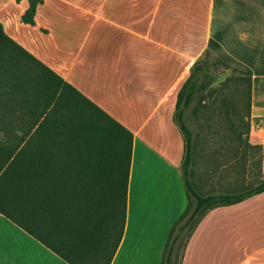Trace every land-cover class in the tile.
I'll use <instances>...</instances> for the list:
<instances>
[{
  "label": "crops",
  "instance_id": "obj_1",
  "mask_svg": "<svg viewBox=\"0 0 264 264\" xmlns=\"http://www.w3.org/2000/svg\"><path fill=\"white\" fill-rule=\"evenodd\" d=\"M28 6L0 0L6 33L133 133L125 230L111 264L124 262L132 207L137 224L165 230L162 240L187 207L173 114L207 52L248 70L260 119V139L250 141L264 148V0H44L35 25L21 22ZM0 234V264H68L3 216ZM183 264H264V192L210 210Z\"/></svg>",
  "mask_w": 264,
  "mask_h": 264
},
{
  "label": "trees",
  "instance_id": "obj_2",
  "mask_svg": "<svg viewBox=\"0 0 264 264\" xmlns=\"http://www.w3.org/2000/svg\"><path fill=\"white\" fill-rule=\"evenodd\" d=\"M27 2L21 22L35 25L44 0ZM208 53L193 65L177 96L173 121L184 140L187 207L171 226L161 264H183L187 244L210 210L264 192V179L244 190H200L217 177L208 168L201 177L194 174L192 109L222 95L220 112L227 120L229 104L243 99V113L230 110L238 120L229 128L237 150L223 166L226 172L237 165L238 182L242 168L252 164L241 148L250 154L263 149L248 139L252 78L231 76L213 87ZM132 153L130 130L12 39L0 22V216L68 264H111L125 230ZM258 166L262 173V160Z\"/></svg>",
  "mask_w": 264,
  "mask_h": 264
},
{
  "label": "rangeland",
  "instance_id": "obj_3",
  "mask_svg": "<svg viewBox=\"0 0 264 264\" xmlns=\"http://www.w3.org/2000/svg\"><path fill=\"white\" fill-rule=\"evenodd\" d=\"M207 60L211 63V70L215 78L213 87H217L231 76H249L244 74L248 73L247 69L245 70L243 68L236 67L234 63L232 64L224 60L220 54L209 52L207 54ZM220 62L226 64L227 67L222 65ZM243 89L244 86H242V90ZM230 95L232 98L236 96L235 94ZM221 100L222 95H215L213 99L209 98L205 102L203 105L204 108H196V112L194 109L190 111L191 117L189 125L194 133V143L196 147V169L194 170V174L196 177H201L203 176V172H205L208 168V171H211L212 173L215 172L214 176L217 177V179L210 181L207 184H201L200 190L204 194L210 191L244 190L246 187L255 185L263 179V173H260L258 163L259 161L261 162V160L263 161L264 148L262 149V152L253 150L251 154L246 148H241L242 153H246L252 160V164L248 165L246 171H244L243 168L242 171H240L241 183L238 182L237 173L234 174V171L237 172V165L232 168L226 167L230 168L229 171H226L230 172L228 174L223 171L225 168L223 166H227L230 162H233V157H235L237 150V148H234V145H236L238 139L236 138V143H234L235 139L229 132V128L238 125V120L234 114L236 112L243 113L245 104H243V99H241L240 103L236 100L232 101V103L229 101L231 104H229V108L227 109L232 110L234 114L228 110L230 117L225 120V114L220 112L221 109H223L220 104ZM218 108L220 110H218ZM259 120H254V118L250 119L251 129L248 139L251 145H260L259 143L252 144L250 141L251 136L253 137V141L255 140L258 142L260 139V132H258L257 126V124L260 123ZM234 181L236 182L235 187L233 185ZM238 184L240 187H237ZM135 204L136 200L132 201V206ZM134 209L136 208L132 207L127 232V241L122 251L124 262H122L120 258L116 264L161 263L163 249L169 232L168 234H165V240H162L165 230H163L158 236V230H153L148 227V221L145 223L139 222L137 224ZM4 234H7V232H4ZM4 234H0V238H4Z\"/></svg>",
  "mask_w": 264,
  "mask_h": 264
}]
</instances>
